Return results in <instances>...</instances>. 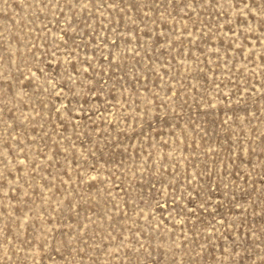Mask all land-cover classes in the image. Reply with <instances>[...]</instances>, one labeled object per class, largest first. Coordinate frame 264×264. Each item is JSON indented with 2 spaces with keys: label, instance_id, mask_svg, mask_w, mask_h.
<instances>
[{
  "label": "rangeland",
  "instance_id": "374dc122",
  "mask_svg": "<svg viewBox=\"0 0 264 264\" xmlns=\"http://www.w3.org/2000/svg\"><path fill=\"white\" fill-rule=\"evenodd\" d=\"M0 264H264V0H0Z\"/></svg>",
  "mask_w": 264,
  "mask_h": 264
}]
</instances>
